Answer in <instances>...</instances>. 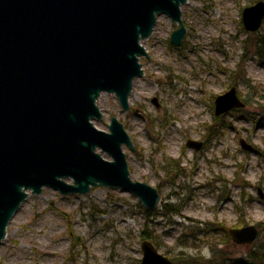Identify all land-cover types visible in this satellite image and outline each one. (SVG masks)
<instances>
[{
	"label": "rangeland",
	"instance_id": "obj_1",
	"mask_svg": "<svg viewBox=\"0 0 264 264\" xmlns=\"http://www.w3.org/2000/svg\"><path fill=\"white\" fill-rule=\"evenodd\" d=\"M256 1L187 0L178 47L169 42L178 24L158 16L141 42L143 75L134 80L128 111L113 94L96 102L102 119L94 126L108 131L111 117L122 123L134 147L123 145L131 177L157 189V208L148 211L119 189L62 196L44 187L10 220L0 264H140L144 233L172 264H201L214 248L227 255L226 264H253L248 248L260 238L236 245L224 232L264 222L257 193L264 195V57L241 59L242 42L253 33L244 30L241 12ZM254 33L264 35V21ZM231 86L245 107L215 116L214 98ZM188 140L200 149L187 147ZM240 140L254 152L243 151ZM211 224L218 230L203 232Z\"/></svg>",
	"mask_w": 264,
	"mask_h": 264
},
{
	"label": "water",
	"instance_id": "obj_2",
	"mask_svg": "<svg viewBox=\"0 0 264 264\" xmlns=\"http://www.w3.org/2000/svg\"><path fill=\"white\" fill-rule=\"evenodd\" d=\"M187 0H0V243L6 227L30 194L51 188L83 195L92 187L119 189L148 211L157 208V189L132 179L123 145L134 147L116 117L97 129L101 93L129 109L134 80L143 75L141 42L160 15L177 23L169 42L181 44L180 7ZM246 32L264 21V0L244 7ZM153 102L158 107L156 99ZM214 115L245 107L235 86L214 98ZM243 151L254 149L240 140ZM187 147L199 150L200 142ZM109 156V160L102 157ZM258 197L264 198L260 188ZM236 245L258 237L250 224L228 230ZM140 264H172L154 244L141 242Z\"/></svg>",
	"mask_w": 264,
	"mask_h": 264
},
{
	"label": "trees",
	"instance_id": "obj_3",
	"mask_svg": "<svg viewBox=\"0 0 264 264\" xmlns=\"http://www.w3.org/2000/svg\"><path fill=\"white\" fill-rule=\"evenodd\" d=\"M242 50L243 55L241 57L242 61H245L247 59H251L252 57H257L259 59H262L264 57V35L263 34H256L251 33L249 34L246 39L242 42ZM248 87L255 90L254 94H258L257 88L250 86L249 83H247ZM260 93V92H259ZM253 94V95H254ZM260 99L264 100V87L262 88V93H260ZM248 103V102H247ZM264 108V105L261 106ZM166 206V205H165ZM170 212L176 213L177 210L170 208ZM167 213H170L168 211H165ZM148 213V212H147ZM258 238L259 241L253 246V248H248L247 255L250 259V261L253 264H264V222L258 223ZM210 228L207 230H203V232L208 233L207 231H214L218 230V228H215L214 224H211L209 226ZM225 233V237L228 241L227 232ZM143 238L149 239L150 236H148L146 233L142 234ZM212 257L207 260H202L201 264H226L223 260L227 259V255L221 250H217L216 248L211 250ZM182 257V256H181ZM221 258V259H220ZM182 260H176V264H192L190 260H185L181 258Z\"/></svg>",
	"mask_w": 264,
	"mask_h": 264
},
{
	"label": "bare ground",
	"instance_id": "obj_4",
	"mask_svg": "<svg viewBox=\"0 0 264 264\" xmlns=\"http://www.w3.org/2000/svg\"><path fill=\"white\" fill-rule=\"evenodd\" d=\"M180 10H181V7H180ZM7 228V227H6Z\"/></svg>",
	"mask_w": 264,
	"mask_h": 264
}]
</instances>
